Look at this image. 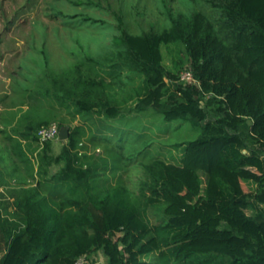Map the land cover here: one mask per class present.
<instances>
[{"label": "trees", "instance_id": "obj_1", "mask_svg": "<svg viewBox=\"0 0 264 264\" xmlns=\"http://www.w3.org/2000/svg\"><path fill=\"white\" fill-rule=\"evenodd\" d=\"M207 3L210 13L171 15L160 31L121 30L101 60L86 57L52 79L61 105L116 118L117 82L124 71L137 75L136 110L198 131L174 144L179 160L143 163L136 193L123 182L101 186L79 152L78 126L53 156L51 139L37 136L47 121L27 123L24 136L36 130L42 147L39 174L44 165L60 167L18 189L13 212L0 215V264H76L95 251L106 264H264V0ZM169 44L183 47L189 64L180 73L191 70L195 82L165 67L161 47Z\"/></svg>", "mask_w": 264, "mask_h": 264}, {"label": "rangeland", "instance_id": "obj_2", "mask_svg": "<svg viewBox=\"0 0 264 264\" xmlns=\"http://www.w3.org/2000/svg\"><path fill=\"white\" fill-rule=\"evenodd\" d=\"M77 1L80 4L71 0H0V215L13 212L18 189L34 186L39 178L60 167L44 165V175L39 174L42 147L32 138L36 130L24 136L27 123L45 119L47 124L41 126L55 125L58 131L65 125L69 130L78 126L79 152L99 173L98 183L123 182L131 193L138 192L144 179L143 163L155 156L177 162L181 151L174 144L198 136L190 122H166L150 108L136 110L143 82L130 72L124 71L117 82L120 114L116 118L92 111L76 114L72 106L61 105L54 97L52 79L73 73L75 65L86 57L101 60L111 51L113 34L121 30L131 34L160 31L170 26L171 15L210 13L207 0ZM52 6L76 15L55 14ZM80 13L97 21H79ZM161 50L167 69L179 74L188 66L182 46L162 45ZM64 141L58 134L51 139L49 154L57 155ZM242 185L247 191L248 186ZM47 192L48 188L43 189ZM92 211L100 221L99 212ZM106 263V255L95 251L76 264Z\"/></svg>", "mask_w": 264, "mask_h": 264}, {"label": "built area", "instance_id": "obj_3", "mask_svg": "<svg viewBox=\"0 0 264 264\" xmlns=\"http://www.w3.org/2000/svg\"><path fill=\"white\" fill-rule=\"evenodd\" d=\"M180 80L184 83L195 82L191 70L186 69L180 74ZM58 134L57 127L55 125L42 126L37 131V136L40 142L53 139Z\"/></svg>", "mask_w": 264, "mask_h": 264}, {"label": "water", "instance_id": "obj_4", "mask_svg": "<svg viewBox=\"0 0 264 264\" xmlns=\"http://www.w3.org/2000/svg\"><path fill=\"white\" fill-rule=\"evenodd\" d=\"M69 135V129L68 126H62L59 131H58V138L60 140H66L68 138Z\"/></svg>", "mask_w": 264, "mask_h": 264}]
</instances>
